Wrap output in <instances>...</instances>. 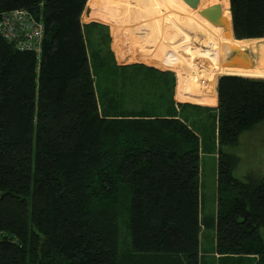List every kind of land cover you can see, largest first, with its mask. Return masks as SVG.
<instances>
[{
  "label": "trees",
  "instance_id": "16d2710c",
  "mask_svg": "<svg viewBox=\"0 0 264 264\" xmlns=\"http://www.w3.org/2000/svg\"><path fill=\"white\" fill-rule=\"evenodd\" d=\"M222 1L234 39L262 38L264 0ZM84 3L0 0V15L22 9L42 24L38 53L0 36V264H119L118 198L127 194L129 257L264 264V173L234 177L237 159L224 151L264 120V77L214 81L215 212L207 222L200 137L177 117L183 106L203 107L178 102L175 110L169 97L165 116L101 115L79 20ZM207 225L213 260L199 246Z\"/></svg>",
  "mask_w": 264,
  "mask_h": 264
},
{
  "label": "rangeland",
  "instance_id": "374dc122",
  "mask_svg": "<svg viewBox=\"0 0 264 264\" xmlns=\"http://www.w3.org/2000/svg\"><path fill=\"white\" fill-rule=\"evenodd\" d=\"M86 1L79 20L101 115L115 117L162 113L169 103L170 93L172 106L177 109L178 102L203 107L183 106L177 111V115L200 137L199 214L210 222L215 212L216 170V146L213 141L215 123L210 101L215 98L216 104L215 83L222 74L209 73L208 69L215 66V63H209L201 56L205 54L202 49L217 46L216 38L219 35L212 31L218 26L214 25V29L212 24L197 16L198 13L194 12L196 8L188 7L182 0H138L139 3L124 0L126 5L123 0H89L88 4ZM215 1L221 2L222 13L229 19L225 3L222 0ZM133 3L138 6L137 16L134 7L132 8ZM169 35L172 36L169 39L172 41L166 42ZM263 36L259 39L241 40L231 36L229 44H241L246 40L264 42ZM167 48L169 51H166ZM145 49H152L153 52L140 51ZM230 55L231 53H226V58ZM145 60L152 61L155 65L143 62ZM144 68L152 70L147 73ZM153 69L168 73L161 76L160 79L163 80H160ZM153 96L156 98H152ZM224 151L237 159L231 170L234 177L244 181L261 177L264 173V120L241 132L236 143L225 146ZM124 191L126 187L120 186L118 193L122 194ZM118 199V263L125 264L128 259L129 264H151L154 260H163L161 257L154 259L152 253H136L131 257L127 255L130 246L127 231L128 194ZM201 230L203 234L199 236V246L206 253H211L213 227L207 225Z\"/></svg>",
  "mask_w": 264,
  "mask_h": 264
},
{
  "label": "bare ground",
  "instance_id": "6f19581e",
  "mask_svg": "<svg viewBox=\"0 0 264 264\" xmlns=\"http://www.w3.org/2000/svg\"><path fill=\"white\" fill-rule=\"evenodd\" d=\"M214 2L219 4L221 16L224 17L225 19V25L224 27L215 25L218 26L217 29H215L216 27L212 25V27L215 29V30L213 29L214 31L212 32L219 35L217 36V38L215 37L217 46L216 47L210 46V48L202 49L205 54H203L201 58L203 59L206 58V60L209 63L211 61L215 63V66H211L208 69V72L215 75L226 73V74H239L242 76H257V77L264 76V42H257L251 40H248V42H246L247 41L246 40L244 43L242 41L241 44H239V42L229 44V41H231L229 19L222 13L221 2L215 0H198L196 7L200 8L206 4H211ZM233 51L238 52V54L235 57L237 61L238 60L241 61L243 60V57H246L248 64L245 67L231 66L225 64L226 53H232ZM240 51H244L245 54H241Z\"/></svg>",
  "mask_w": 264,
  "mask_h": 264
},
{
  "label": "built area",
  "instance_id": "2783aa9c",
  "mask_svg": "<svg viewBox=\"0 0 264 264\" xmlns=\"http://www.w3.org/2000/svg\"><path fill=\"white\" fill-rule=\"evenodd\" d=\"M0 36L18 50L38 53L42 24L22 9L9 10L0 15Z\"/></svg>",
  "mask_w": 264,
  "mask_h": 264
},
{
  "label": "water",
  "instance_id": "95a60500",
  "mask_svg": "<svg viewBox=\"0 0 264 264\" xmlns=\"http://www.w3.org/2000/svg\"><path fill=\"white\" fill-rule=\"evenodd\" d=\"M188 7L195 9L197 5L198 0H182ZM196 12L203 17L205 20H207L210 24L212 25H219L223 26L225 25V19L224 17L221 16L220 13V7L218 3H211V4H206L199 9L196 10ZM229 25H230V19H229ZM230 33H231V28H230ZM232 36V35H231ZM241 54H245L244 51H240ZM238 52H232L229 57L226 58V65H231V66H246L248 64V61L246 60V57H243V60L237 61L235 59L236 55ZM245 58V59H244ZM242 59V58H241ZM226 74V73H225ZM238 75V74H235ZM242 76V75H240ZM252 77V76H250Z\"/></svg>",
  "mask_w": 264,
  "mask_h": 264
},
{
  "label": "crops",
  "instance_id": "0c3cea01",
  "mask_svg": "<svg viewBox=\"0 0 264 264\" xmlns=\"http://www.w3.org/2000/svg\"><path fill=\"white\" fill-rule=\"evenodd\" d=\"M124 1V0H123ZM134 1H137V3H139V1L138 0H134ZM124 4H125V1H124ZM126 5V4H125ZM127 7V9H129L128 8V6H126ZM134 7V8H133ZM132 8H133V10H135L134 11V13L136 14V16H137V8H138V6H137V4L136 3H133V6H132ZM196 9H199V7H196ZM196 9H195V11L194 12H196ZM146 10H147V8H146ZM183 14V13H182ZM196 15H197V13H196ZM129 16H130V10H128V19H129ZM199 18L201 17L199 14L197 15ZM202 19L203 20H205L203 17H202ZM205 21H207V20H205ZM176 25V24H175ZM202 24L200 23V26H201ZM170 37H168L167 39H166V42H171L172 40H169V39H172V36L171 35H169ZM165 41V40H164ZM166 45V44H165ZM140 51H142L143 53L144 52H153V50L152 49H145V50H140ZM164 51V50H163ZM163 51L161 52V53H163ZM147 61H149V60H147ZM150 62H152V61H150ZM154 63V62H153ZM155 64V63H154ZM159 67H160V65H159ZM154 71H159V72H162V70H156V69H153ZM170 100H171V93H170ZM152 98H154L155 99V97L153 96ZM186 101H190V100H186ZM192 102V101H191ZM193 103H197V102H193ZM210 103L212 104L211 106L212 107H214L215 106V98H214V100L213 101H210ZM162 106H164V105H162ZM168 106V105H167ZM169 106H171V102L169 103ZM165 108V107H164ZM174 109L175 110H177V108L176 107H174ZM168 113H167V111H166V109L164 110V112H162V113H156V114H138V115H140V116H150V117H153V116H165V115H167ZM177 117H179V116H177ZM179 118H181V117H179ZM212 220V219H211ZM205 229V228H204ZM202 234L203 233H201V236H202ZM214 239V238H213ZM201 248V247H200ZM202 249V248H201ZM213 257H217V255L214 253V251H213V248H212V252H211V260H213ZM209 258V259H210Z\"/></svg>",
  "mask_w": 264,
  "mask_h": 264
}]
</instances>
